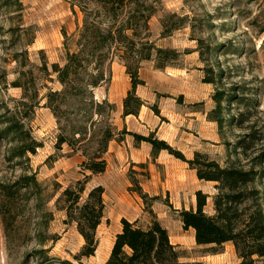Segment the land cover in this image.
Segmentation results:
<instances>
[{
	"label": "trees",
	"instance_id": "obj_1",
	"mask_svg": "<svg viewBox=\"0 0 264 264\" xmlns=\"http://www.w3.org/2000/svg\"><path fill=\"white\" fill-rule=\"evenodd\" d=\"M20 10L23 4L15 0ZM74 14L78 7L84 16L83 24L75 33L65 37V63L52 64V74L62 85V90H50L43 99L46 107L60 118L66 109L75 110L71 124L61 128L57 147L67 144L73 153L81 152L84 179L64 189L57 200L59 210L66 214L67 225H76L84 239L82 251L75 260L93 257L99 247L97 232L103 224L107 205L105 188L101 185L88 189L93 176L104 174L107 169L105 155L109 144L117 135L116 128L105 113L115 111V105L107 99H96L95 90L111 81L108 63L118 58L126 67L131 79V90L123 102V117L138 116L144 100L138 96L139 86H145L140 77L144 62H155L157 68L179 66L184 54L173 48L157 46L152 40L150 22L161 9L163 0H70ZM190 16L176 13L166 15L162 23L161 38L170 37L174 32L190 25L197 41L196 51L204 64L203 82L212 85L213 108L207 113L208 121L217 124L221 139L228 149L224 165L213 160L208 154L195 152L193 159L173 148L167 141L159 139L156 132L148 136L127 132L135 142L147 143L152 147L151 155L156 160L161 152H168L175 159L185 162L196 172L200 181L214 183L216 193L212 196L213 212L208 213L209 194L196 192V206L180 211L185 230H193L199 246L210 247L214 254L223 253L224 246L231 243L240 260L237 264H264V116L261 103L252 87V81L239 76L240 66H235L234 80L230 69L218 59L224 57L227 44L211 46L202 37L196 36L195 24H189ZM192 21L197 22V19ZM210 24L202 23L199 27ZM212 27V26H211ZM29 32L30 27L18 28ZM16 31L13 30V32ZM35 34V33H34ZM31 44V40L29 43ZM234 53L239 51L233 46ZM43 54V51H40ZM219 53V54H218ZM218 54V55H217ZM18 63L17 78L10 84L7 72L0 77L4 87L22 90L21 98L0 101V150L6 148L5 161L9 168L19 169L21 174L15 179H0V218L7 238L13 236L16 223L24 213V208L35 201L38 214V228L34 240L38 249L32 252L37 256L36 264H77L70 260L51 258L47 244L56 243L59 237L50 234L49 225L54 221V213L45 209V192L38 174L30 166L31 156H35L44 145L33 134L30 123L43 99L40 98L29 52L22 49L14 55ZM47 77L51 76L48 64L39 68ZM232 77V78H231ZM160 115L157 106L152 107ZM67 112V111H66ZM97 116V117H96ZM97 118L96 120L94 118ZM87 122L91 127L87 128ZM234 141H229L228 139ZM90 173V175L87 174ZM137 192L149 207V198L142 188L136 185ZM152 213V210L149 209ZM27 256L24 264H27ZM105 264H192L182 261V256L171 242L168 230L155 218L147 227L122 219V230L116 239Z\"/></svg>",
	"mask_w": 264,
	"mask_h": 264
},
{
	"label": "rangeland",
	"instance_id": "obj_2",
	"mask_svg": "<svg viewBox=\"0 0 264 264\" xmlns=\"http://www.w3.org/2000/svg\"><path fill=\"white\" fill-rule=\"evenodd\" d=\"M19 1L23 4L22 10L15 0H0V77L6 71L9 84L17 78L18 63L14 55L27 49L31 65L26 70L33 68L40 98L43 99L50 90L60 91L63 88L57 76L51 73V66L54 63L64 65L63 31L69 36L75 33L78 25L83 24L84 16L78 7L74 14L70 0ZM172 13L190 16L189 24L196 26L195 35L205 39L207 44L213 47L228 45L226 55L218 59L230 69L229 74L234 76V80H240L235 76V66H240L239 76L252 81L254 94L261 103L259 116H264V0H163L161 9L150 22L152 40L159 47L181 52L189 50L191 53L184 54L177 67L159 69L152 61L142 64L140 77L145 86H139L137 94L144 100L145 106L136 117L139 119L143 111V123L148 128L141 126L135 118L128 123L123 117V102L131 90V79L118 58L108 63L111 81L96 89L95 95L98 101L107 99L115 105L114 112L107 111L105 114L115 126L117 135L105 155L106 172L93 176L88 184L89 190L99 185L105 188L107 209L97 232L99 247L93 257L82 259L83 264L106 263L116 235L122 230V219L131 222L137 219L140 226L147 227L155 218L168 230L182 261L192 264H237L240 261L231 243L226 244L221 250L223 253L218 254L210 251V247L197 245L194 231L185 230L181 222L180 211L195 208L196 192L200 190L211 196L206 211L213 212L214 183L200 181L187 163L175 159L168 152L160 154L155 160L149 144H138L133 136L120 134L125 129L145 136L156 132L159 139L180 150L187 159H193L195 152H202L222 165L226 162L227 146L219 135L217 124L207 119V113L213 108L211 95L214 87L203 82L201 69L204 64L196 51L197 41L191 40L193 32L190 25L168 38H161V21ZM201 23L202 26L205 23L210 26L199 27ZM20 26L30 27V31L23 32L18 29ZM29 40L31 44H28ZM233 46L239 48L235 55ZM45 62L51 76L46 77L39 70ZM21 96L22 90L10 85L6 88L0 82V101L9 102L10 98L19 99ZM46 102V99L41 101L30 123L34 136L44 145L37 155L31 156L30 166L46 189L45 209L54 213L55 219L48 231L59 237L56 243L47 244L45 249H50L51 258L79 264L75 257L82 251L84 239L75 224L64 223L66 214L59 210L57 200L64 189L84 179L82 164L86 158L81 152L73 153L67 144L61 149L57 147L61 128L71 124L70 121L76 117L74 108L66 109L67 112L64 110L57 118L46 107ZM153 106L158 107L160 115H156ZM151 118L160 123L159 135L157 130H152L154 123ZM90 127L91 122H87V128ZM228 140L234 141L232 138ZM5 154L3 146L0 150V179H15L21 171L9 168ZM87 174L90 175L89 172ZM136 185L149 198L157 197L158 200H147L148 207L136 191ZM38 216L35 201L32 200L25 206L10 238L6 237L0 218V264H24L27 256H30L27 264H36L38 257L32 252L38 249L34 240Z\"/></svg>",
	"mask_w": 264,
	"mask_h": 264
},
{
	"label": "crops",
	"instance_id": "obj_3",
	"mask_svg": "<svg viewBox=\"0 0 264 264\" xmlns=\"http://www.w3.org/2000/svg\"><path fill=\"white\" fill-rule=\"evenodd\" d=\"M144 107V106H143ZM142 113H143V111L141 112V115L139 116V119L136 117V116H128V117H125L126 118V120L128 121V123H130V122H133V120H132V118H135L136 119V121L141 125V126H144V127H146V128H148L147 126H145L144 124L145 123H143L144 122V116H142ZM147 118H149V116H146ZM151 121H153V123H154V128H152V130L153 131H156L157 130V132H158V135L160 134V131L158 130L160 127V123L159 122H157V121H154L153 120V118H151ZM151 130V131H152ZM147 131H148V129H147ZM151 150V148H148V150ZM162 153H164V152H161V154ZM178 160V159H177ZM135 220H137V219H135ZM134 220V221H135ZM234 247V246H233ZM235 250V249H234Z\"/></svg>",
	"mask_w": 264,
	"mask_h": 264
},
{
	"label": "bare ground",
	"instance_id": "obj_4",
	"mask_svg": "<svg viewBox=\"0 0 264 264\" xmlns=\"http://www.w3.org/2000/svg\"><path fill=\"white\" fill-rule=\"evenodd\" d=\"M81 236V235H80ZM82 237V236H81ZM83 238V237H82ZM110 255V254H109Z\"/></svg>",
	"mask_w": 264,
	"mask_h": 264
}]
</instances>
